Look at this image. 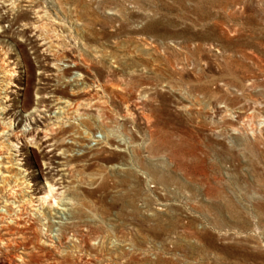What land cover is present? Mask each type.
<instances>
[{
  "label": "rangeland",
  "instance_id": "1",
  "mask_svg": "<svg viewBox=\"0 0 264 264\" xmlns=\"http://www.w3.org/2000/svg\"><path fill=\"white\" fill-rule=\"evenodd\" d=\"M53 20L63 70L22 26ZM0 67L1 133L63 116L46 97L80 104L50 153L67 223L51 245L42 217L0 234V264H264V0H0ZM32 135L1 158L0 196L44 192Z\"/></svg>",
  "mask_w": 264,
  "mask_h": 264
},
{
  "label": "bare ground",
  "instance_id": "2",
  "mask_svg": "<svg viewBox=\"0 0 264 264\" xmlns=\"http://www.w3.org/2000/svg\"><path fill=\"white\" fill-rule=\"evenodd\" d=\"M7 8L13 9L15 6L13 3H10L6 5ZM38 12V11H36ZM35 18H40V15H36ZM34 18V19H35ZM40 21V20H39ZM38 21V22H39ZM33 23H24L22 26L26 28L27 25H30V28L32 27L38 34L34 33L33 40H44V43L42 45V51L45 52L44 56L49 55L51 56V60H53V69L57 70H63L66 68H61V63L58 64L54 63V61H59L57 59L62 54H65L62 49H60V46L54 45L51 41L52 38H56L55 41L59 38L58 33L60 32L61 24L57 21H52L51 23V32H55V35L49 36L45 33H43L42 29L37 30V28H41L39 25ZM64 25V24H63ZM42 26V24H41ZM33 31V30H32ZM41 31V32H39ZM45 40L47 42H45ZM3 63V61H2ZM74 66V65H73ZM4 73V80H8V82L4 83L5 85H9L10 83V77L12 74L10 69H6L7 67H0ZM2 80V81H4ZM79 80V78H78ZM3 83V82H1ZM45 99H49L52 101V103L57 106L56 109H59V112L63 116H55L54 119H52V123L50 122V126L47 124H44V122H40L39 124H36L34 129H31L30 127L23 128L24 132H17V133H1L0 132V164L2 168H7V166H3L1 162V158H8L10 159L12 155L18 156L20 154L21 156L24 154L22 151L24 150L22 147H19L17 144L19 143V140L22 138H30V141L34 140L32 142L36 145L37 149L41 150L40 152L43 155L42 157H45V153H43L42 149L49 148L46 152H48V156H46L45 162L43 163V174H48L49 181L47 178L46 180V187H44V192L39 196H34L32 193L30 194L29 191L27 195H22V190L17 186V184L10 185L7 182H4L6 184V187H4V193L0 196V207L4 208V210L0 209V234H10V235H16L20 236V234L27 233V229L34 224L36 220H39V217H42V224H41V230H44L45 232L41 233V235L45 238V243H50L49 245L53 244V239H57V234H51V224H55L57 227H60L61 225H64L67 223L66 219L70 215L69 211L71 210L73 203L70 201L69 198H67V191L68 188L65 189V185H63L65 182L66 174L63 172L64 169H62V162H55L52 159V151L54 149H60L62 150L63 146L60 145L63 144L61 140H58L60 136L58 135L61 132L62 124L64 122L63 118H67L71 113H75L78 110L79 103H72L68 100H60L55 99L53 100L52 97H46ZM61 105V106H60ZM87 105V104H86ZM2 108H0L1 110ZM35 112H44L43 109L34 108ZM48 116V115H47ZM39 117V116H38ZM63 121V122H62ZM67 121V120H66ZM65 121V122H66ZM65 124V123H64ZM1 128V127H0ZM29 129V130H27ZM3 129H0L2 131ZM39 138L36 141V138ZM62 135V134H61ZM60 142V143H59ZM6 153L9 154L7 156H3L2 154ZM16 154V155H15ZM16 163H19V160L16 161ZM57 164V166H55ZM6 175V174H5ZM0 172V178L5 177ZM1 186V185H0ZM16 190L19 191V193H16ZM46 207L48 208L49 213L52 217L51 221L48 219L47 216H45L44 211H39L40 208ZM66 215V216H65ZM60 218V219H59ZM40 221V220H39ZM40 230V231H41ZM16 238V237H15ZM14 239V238H13ZM4 240H6L5 243H8L10 240H12L11 236H7L5 239L0 235V245H4ZM20 242V241H18ZM16 244V242L14 243ZM48 245V246H49ZM19 260H22L21 256H17Z\"/></svg>",
  "mask_w": 264,
  "mask_h": 264
},
{
  "label": "built area",
  "instance_id": "3",
  "mask_svg": "<svg viewBox=\"0 0 264 264\" xmlns=\"http://www.w3.org/2000/svg\"><path fill=\"white\" fill-rule=\"evenodd\" d=\"M155 185V184H154ZM152 183H146V187H145V190L147 191V192H149V193H153V195H157V193H158V191H157V187L156 186H154ZM70 240H73L74 241V243H76V244H78L79 245V247H78V249H77V253L80 251V249H81V245H80V239L79 238H77V236L75 235V233H72L71 234V238H70Z\"/></svg>",
  "mask_w": 264,
  "mask_h": 264
}]
</instances>
